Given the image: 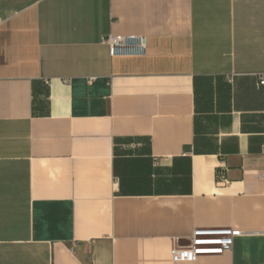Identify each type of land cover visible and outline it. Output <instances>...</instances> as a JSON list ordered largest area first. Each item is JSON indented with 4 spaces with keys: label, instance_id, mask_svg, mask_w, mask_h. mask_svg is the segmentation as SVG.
Segmentation results:
<instances>
[{
    "label": "crops",
    "instance_id": "0c3cea01",
    "mask_svg": "<svg viewBox=\"0 0 264 264\" xmlns=\"http://www.w3.org/2000/svg\"><path fill=\"white\" fill-rule=\"evenodd\" d=\"M262 75L264 0H0V264H264Z\"/></svg>",
    "mask_w": 264,
    "mask_h": 264
},
{
    "label": "built area",
    "instance_id": "2783aa9c",
    "mask_svg": "<svg viewBox=\"0 0 264 264\" xmlns=\"http://www.w3.org/2000/svg\"><path fill=\"white\" fill-rule=\"evenodd\" d=\"M111 46L119 44V39L112 36L105 40ZM259 84L264 86V75L260 77ZM242 234L233 230H218V231H205L198 230L194 233L193 245L196 247L215 246L212 249H195L190 251H180L174 249L172 252L173 260L178 261H192L196 256L204 253H223L229 251L233 247V242L236 237Z\"/></svg>",
    "mask_w": 264,
    "mask_h": 264
}]
</instances>
